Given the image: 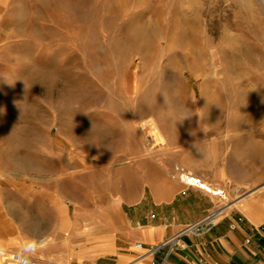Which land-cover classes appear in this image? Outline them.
Listing matches in <instances>:
<instances>
[{
  "label": "rangeland",
  "instance_id": "374dc122",
  "mask_svg": "<svg viewBox=\"0 0 264 264\" xmlns=\"http://www.w3.org/2000/svg\"><path fill=\"white\" fill-rule=\"evenodd\" d=\"M0 107L3 245L54 230L36 188L64 193L78 252L166 170L227 215L264 194V0H0Z\"/></svg>",
  "mask_w": 264,
  "mask_h": 264
},
{
  "label": "crops",
  "instance_id": "0c3cea01",
  "mask_svg": "<svg viewBox=\"0 0 264 264\" xmlns=\"http://www.w3.org/2000/svg\"><path fill=\"white\" fill-rule=\"evenodd\" d=\"M5 79L2 75V80ZM2 127L0 124V163L4 161L6 148ZM2 171L0 169V194ZM178 176L164 171L163 186L153 191L154 200L137 201V206L127 212V219L117 222L111 215L112 222H100L97 229L88 231L87 241L78 252L72 248L66 231H71L76 221L70 216L64 193L36 188L30 193L46 196V207L55 212L47 220L54 230L48 236H43L39 228L25 232L17 221L19 227L16 226L14 234L10 229L9 234L3 236L2 245L11 251L39 249V257L32 256L39 264H264V194L245 200L211 232L182 237V246L170 255H167L168 248L150 251L152 245L160 244L184 226L200 220L216 202L214 196L185 184ZM39 206L41 210L46 208L42 203ZM112 207H117V202L112 203ZM7 223L10 225L3 222L0 226L6 229ZM26 233L34 235L36 243L29 240ZM139 243L142 245L138 246ZM47 248L58 250L47 252Z\"/></svg>",
  "mask_w": 264,
  "mask_h": 264
},
{
  "label": "built area",
  "instance_id": "2783aa9c",
  "mask_svg": "<svg viewBox=\"0 0 264 264\" xmlns=\"http://www.w3.org/2000/svg\"><path fill=\"white\" fill-rule=\"evenodd\" d=\"M182 181L189 185L201 188L205 191L211 192L209 187L205 186L203 179L199 176L187 175L184 178V175H181ZM225 191L217 189L213 193L215 196H224ZM231 207L230 204H225L224 206H217L210 210L203 218L199 221L188 224L184 226L177 234L167 238L163 242L157 245H152L150 247L151 252H158L164 248H168L167 255H170L175 249L182 246V237L190 235H203L211 232L219 222L226 216V211ZM142 244L139 243L138 246ZM0 260L3 264H39L36 259H34L29 254L23 251H11L5 249L0 243Z\"/></svg>",
  "mask_w": 264,
  "mask_h": 264
},
{
  "label": "bare ground",
  "instance_id": "6f19581e",
  "mask_svg": "<svg viewBox=\"0 0 264 264\" xmlns=\"http://www.w3.org/2000/svg\"><path fill=\"white\" fill-rule=\"evenodd\" d=\"M227 135V133L225 134ZM194 175L193 173H190V172H185V173H182V175H184V178L187 176V175ZM195 176V175H194ZM204 185L209 187V189L211 190L212 193H214L215 191H217V188H214L212 187V185L209 183V182H206V181H203ZM212 196H215V195H212ZM3 246V245H2Z\"/></svg>",
  "mask_w": 264,
  "mask_h": 264
}]
</instances>
